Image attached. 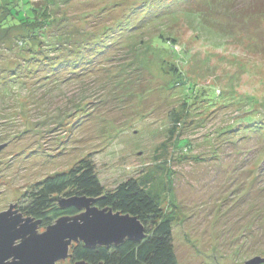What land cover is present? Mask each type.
I'll use <instances>...</instances> for the list:
<instances>
[{"label":"rangeland","instance_id":"1","mask_svg":"<svg viewBox=\"0 0 264 264\" xmlns=\"http://www.w3.org/2000/svg\"><path fill=\"white\" fill-rule=\"evenodd\" d=\"M54 1L59 40L38 48L21 26L0 30V211L89 157L104 190L135 178L159 195L178 264L263 257L264 14L253 0H235V17L230 0L213 1L208 25L196 0ZM215 21L236 26L219 33Z\"/></svg>","mask_w":264,"mask_h":264},{"label":"trees","instance_id":"2","mask_svg":"<svg viewBox=\"0 0 264 264\" xmlns=\"http://www.w3.org/2000/svg\"><path fill=\"white\" fill-rule=\"evenodd\" d=\"M37 1L36 3L33 0H4L3 3L0 2V30L21 26L25 29L22 36L23 41L27 43L26 39L33 40L27 44L40 48L43 44L47 46L50 40H59V35L53 38V35L49 34L53 29L58 28L59 25L56 27V23L59 18L58 15L52 16L51 9L55 3L54 0ZM205 1L196 0L190 5L199 6L198 12L203 16V18L200 17V20L208 25L204 21L207 19L204 11H211L213 1L217 0ZM218 2L222 3V0H218ZM234 2L236 1L230 0L229 6L231 7L228 6V11L234 10ZM252 3L255 5H250V13L264 14V0H253ZM231 16L235 17L236 11ZM209 26L217 29V32L223 33L224 26H229L230 29L236 25L235 21L228 23L215 21L214 24L209 23ZM241 26L244 25L241 24ZM34 29H36L34 36L44 33L52 38L46 42L38 41L33 38V35H30ZM166 61L172 64L171 61ZM172 67L174 66L172 65ZM186 101L184 102L188 105ZM169 132L172 134V129ZM176 144L175 146L180 148ZM185 146L188 144L184 143L181 148ZM55 195L66 197L86 195L95 198L94 204L99 208L109 207L113 211L135 215L143 224L146 232V236L141 241L125 240L116 246L85 248L80 242L72 244L70 247L72 259H84L90 264H96L99 261L102 264H178L171 235L173 216L167 214L161 207L159 195L146 188L139 180L129 178L120 182L112 190H104L94 172L93 161L89 157H85L69 170L57 172L38 181L32 190L24 195L23 201H21V210L25 215L41 219L43 225H48L61 215H72L78 212L73 206L59 208L57 203L52 200Z\"/></svg>","mask_w":264,"mask_h":264},{"label":"water","instance_id":"3","mask_svg":"<svg viewBox=\"0 0 264 264\" xmlns=\"http://www.w3.org/2000/svg\"><path fill=\"white\" fill-rule=\"evenodd\" d=\"M52 200L59 208L73 206L78 212L61 215L39 231L40 220L23 216L12 209L13 205L0 211V264H55L71 256L68 251L73 243L80 242L85 248L108 247L125 240L138 242L146 236L143 224L135 215L99 208L94 204L95 198L57 195ZM73 264L90 263L77 259ZM242 264H264V256H253Z\"/></svg>","mask_w":264,"mask_h":264},{"label":"flooded vegetation","instance_id":"4","mask_svg":"<svg viewBox=\"0 0 264 264\" xmlns=\"http://www.w3.org/2000/svg\"><path fill=\"white\" fill-rule=\"evenodd\" d=\"M55 196H57V195H55ZM23 201V200H22ZM55 203H57L56 201H55ZM9 205H13L12 206V209H17L18 211H20L22 214H23V216H29V215H25L24 213H23V211L21 210V202L20 203H18V202H14V203H10ZM9 205H8V207H9ZM8 207L7 208H5V209H3V210H6V209H8ZM2 211V210H1ZM65 215V214H64ZM32 217V216H31ZM36 219V218H35ZM37 219H39V218H37ZM40 220V224H39V226H38V230H39V227L41 228V226H44V227H46L47 225H43V224H41V219H39ZM55 220V219H54ZM53 220V221H54ZM52 221V222H53ZM51 222V223H52ZM50 224V223H49ZM48 224V225H49ZM40 231V230H39ZM42 231V230H41ZM75 261V260H74Z\"/></svg>","mask_w":264,"mask_h":264}]
</instances>
